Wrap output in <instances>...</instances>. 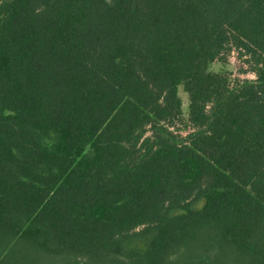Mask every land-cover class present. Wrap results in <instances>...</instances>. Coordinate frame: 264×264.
Here are the masks:
<instances>
[{"label":"trees","instance_id":"16d2710c","mask_svg":"<svg viewBox=\"0 0 264 264\" xmlns=\"http://www.w3.org/2000/svg\"><path fill=\"white\" fill-rule=\"evenodd\" d=\"M0 264H264V0H0Z\"/></svg>","mask_w":264,"mask_h":264},{"label":"rangeland","instance_id":"374dc122","mask_svg":"<svg viewBox=\"0 0 264 264\" xmlns=\"http://www.w3.org/2000/svg\"><path fill=\"white\" fill-rule=\"evenodd\" d=\"M212 70L215 72H227L232 80H253L255 75L249 70L248 66L238 58L237 51H233L230 55L227 56L224 62H215L212 65ZM180 96L183 99V118L187 119L188 117V99L187 96L180 90ZM174 130L183 136H186L190 131L188 128H185V121L177 120L174 124ZM149 135V133H148Z\"/></svg>","mask_w":264,"mask_h":264}]
</instances>
